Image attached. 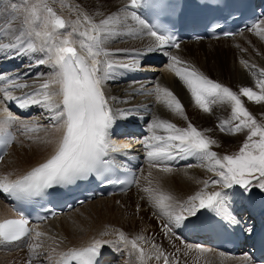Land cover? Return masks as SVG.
<instances>
[{
    "label": "snow or ice",
    "instance_id": "snow-or-ice-1",
    "mask_svg": "<svg viewBox=\"0 0 264 264\" xmlns=\"http://www.w3.org/2000/svg\"><path fill=\"white\" fill-rule=\"evenodd\" d=\"M142 3L143 0H129L123 9V15L120 12L113 13L100 19L98 23L92 16L83 13L76 20H65L50 6L49 0H21L20 5H10L14 19H22V27L12 40L0 42V51L42 53L37 63L47 64L52 71L44 78H41L42 74L38 75L31 84L0 74V104L15 102L21 109L31 106L44 108L51 113L49 119L53 122V129L60 135L54 141L53 152L43 162L18 179L9 180L7 176L0 179V192L16 198L40 195L60 185L72 184L90 176H103L114 163L110 157L130 147L127 143L116 144L111 136L118 115L126 117L131 110L123 112L114 109L106 96L104 85L117 68L133 70L136 62L133 60L129 64L110 59L112 54L105 50V42L120 35L119 29L127 26L131 19L140 26L141 32L146 31L152 38L148 51L169 44L177 49L180 47L171 35L162 33L156 25L149 24L135 11H127L128 8H139ZM252 28L257 35L264 34V20L254 23ZM128 34H131V29ZM170 60L172 63L168 64L169 71L179 78L199 109L210 113L213 106H230V118L221 121L218 125L220 131L235 134L247 130L246 139L236 154L220 156L211 150L217 141L191 122L186 127H180L167 119L154 116L148 124L147 131L150 135L142 143L151 167L160 168L165 162L177 158L194 157L207 171L216 173L218 177L202 181L204 187L183 202L175 201L166 192L143 189L159 215L165 219L162 225L165 235L174 236L175 227H179L189 217L196 216L201 210L225 213L226 194L220 190L208 191L209 186H219L221 189L239 186L245 192H250L255 187L264 191V121L252 114L243 99L247 98L248 102L258 106L264 105V69H260V78L255 81V87L259 91H254L251 86H241L237 92L210 79L176 55L170 56ZM242 63L247 65V62ZM252 75L256 76V72L253 71ZM14 91L21 94L14 95ZM148 94L154 95L157 103L187 120L184 105L168 87H161L157 83ZM0 113L3 114L0 118V132L3 133L0 142L6 145L16 139L14 135L7 133L10 125L20 124L25 133L42 129L37 123L24 124L7 106L0 109ZM161 170L171 172L172 168L164 166ZM105 179L109 183L135 182ZM224 218L235 222L230 214H226ZM33 231L37 240L44 235L29 227V221L23 213H18L17 218L0 221V241L5 243L22 240ZM247 231L252 230L249 228ZM118 235L117 243L122 242L128 248L130 256L135 255L137 264H147L150 259L163 260V264H179L178 258L170 259L155 244L152 245V253L146 252L141 246L145 242L144 236L129 239L123 232ZM105 243L110 242L94 240L86 247L73 248L61 254L58 264H70L71 261L76 264H95L94 258L99 255L100 248ZM29 247L35 252L41 245L30 244ZM187 248L190 249L191 246ZM196 248L200 252L205 251L198 245ZM247 264H251L250 259Z\"/></svg>",
    "mask_w": 264,
    "mask_h": 264
},
{
    "label": "bare ground",
    "instance_id": "bare-ground-1",
    "mask_svg": "<svg viewBox=\"0 0 264 264\" xmlns=\"http://www.w3.org/2000/svg\"><path fill=\"white\" fill-rule=\"evenodd\" d=\"M128 2L129 0H55V2L49 0L50 6L65 20H76L78 15L83 13L92 16L97 23L100 19L107 18L108 15L113 13L120 12L123 15V9ZM4 5L5 2L0 1V34H3L0 36V42L7 43L18 34V30L22 27V19H14V13H11L12 11L10 12V10L3 11L6 8H4ZM127 11L136 12V8H128ZM261 20H264V16L259 21ZM6 21H11V23L8 24ZM129 29H131V34H128ZM119 30L121 32L120 35L112 37L105 42V50L112 54L110 59L129 64L133 60L135 62L141 61L144 62V69L151 71L156 66H148L149 64H146L147 62L142 56L149 54L157 56L176 55L186 64L195 67L210 79L222 83L234 91L238 92L241 86H251L254 91H259L253 81L260 78L259 71L264 69V34L255 37H244L239 41V36L251 30L253 31V28L246 29L231 39L178 43L180 45L178 49H168L167 45H164L152 51H148L152 38L147 35L146 31L141 32L140 26L135 21L129 19L127 26H122ZM116 40L118 42L110 43ZM231 41H235V43L232 45L230 44ZM217 42L227 43L221 45ZM118 49H126L127 51L121 52L117 51ZM42 55L39 52L17 54L12 50L0 51L1 74L9 78H18L20 82L29 84L33 83L38 75L42 74L41 78L47 77L52 69L47 64L40 65L37 63ZM242 62H247V65ZM170 63H172L171 60L162 65V68H158L157 72L147 73L146 75L143 74L144 72L139 74L136 71H132L130 74L136 75L138 81L129 79L130 70L128 69L117 68L112 73V78L108 79L104 85L110 105L114 109H119L123 112L131 110L126 117L118 115L122 123L124 125L129 124L131 128L141 127L147 129L153 117L158 116L176 123L180 127H186L187 123L191 122L209 137L216 138L221 143L225 142L227 143L226 145L245 141V139H240L242 137L241 132L233 134L229 131H220L218 127L222 120L230 118V106H213L212 112H203L195 105L191 99V94L179 78L175 76L174 72L169 71L168 64ZM135 65L138 64L135 63ZM161 69H164L162 73ZM253 71L256 72V76L252 75ZM157 83L161 87H168L177 95L184 105L187 120L175 115L163 105L157 103L154 95L148 94ZM19 93V91H14L13 94L17 95ZM113 97L115 99H112ZM7 104L15 106L23 113L26 110H33L36 115L30 118L22 117L26 119L19 120L24 124L37 123L42 126L39 131L28 133H25L20 124H13L7 128L14 130L17 135L9 154L0 163V179L7 176L9 180H15L50 156L55 147L54 141L59 137L60 133L54 131L53 122L49 119L51 113L45 111L44 108L35 106L21 109L14 102ZM245 105L255 117L264 121V105L258 106L248 101H245ZM5 106L7 105L0 104V109ZM12 106L9 107L8 105L7 107L12 109L10 110L12 113L16 114L17 112ZM38 112H40V115H38V119H35L34 117L37 116ZM2 115L0 113V118H2ZM19 115L17 114L16 117L21 118ZM132 141H136V144L140 140L134 138ZM19 145L20 147L15 151V147ZM130 147L133 150L136 148L134 145H130ZM211 150L216 152L213 147ZM217 153L220 154L219 152ZM7 160L10 162L8 165L5 163ZM164 166L171 167L172 171H162L161 169ZM141 171L143 172L142 177L139 175ZM175 177L177 178L176 181H174ZM211 179H217V177L212 172L207 171L197 158H177L165 162L160 168H154L150 166L146 152H144L143 165L137 169V176L130 190L121 195H113L111 199L96 200L99 202L113 200L112 204L120 201L119 212H113L114 205L112 207L105 206L103 209L90 208L88 213H81V217L76 221L61 223L62 219L84 207L91 206L92 202L81 205L69 213L34 227L36 231L44 233L37 240L35 231H33V237L28 241L29 245L37 243L41 245L34 252V255L39 257L30 260L32 255L28 251L20 253L21 249L0 248L1 264H15L13 258L18 259V256L21 257V255L25 264H29V261H31V264H56L57 261H60L62 253H66L73 248L86 247L94 240L109 241L110 243L103 245L106 250L112 253L117 263L137 264L135 255L130 256L128 248L122 242L117 243L119 232H123L129 239L144 236L145 242H142L141 246L146 252L152 253V245L155 244L163 251L165 250L164 253H167L168 256L171 255L170 259H174L172 258L173 253L178 252L181 260L184 261L186 259L190 261V264H247V261L249 259L251 261V258L246 253L243 252L236 256H224L208 248L204 243L196 242L189 235L194 233L196 224L204 223L208 218L215 216L228 223L230 220L224 218L226 214H230V217L233 218L234 213L244 208L247 209L248 215L254 216V218H251L252 222L260 220L261 216L264 215V191L255 187L250 192H245L239 186L224 189L219 186L215 188L209 186L208 191L220 190L226 194L224 201L225 213L217 214L213 210H201L196 216L189 217L179 227H175L174 236L165 235L162 229L165 219L159 215L158 210L148 198V194L143 191L144 188H151L156 192H166L172 195L175 201L183 202L204 187L202 181ZM138 185L139 192H137V197H125ZM3 197L0 194V220L10 216L9 208ZM106 214L107 217H102ZM142 224L146 225V230L143 229ZM238 224L243 225L240 219ZM197 245L205 251L200 252L197 250ZM187 246H191V248L188 249ZM177 249L180 251H177ZM185 251H187V255H185ZM23 254L26 257V261ZM175 258H179V256ZM147 264H163V260L150 259L147 260ZM251 264L253 263L251 262Z\"/></svg>",
    "mask_w": 264,
    "mask_h": 264
},
{
    "label": "rangeland",
    "instance_id": "rangeland-1",
    "mask_svg": "<svg viewBox=\"0 0 264 264\" xmlns=\"http://www.w3.org/2000/svg\"><path fill=\"white\" fill-rule=\"evenodd\" d=\"M0 1H4L5 2V5H4V8L6 9H4L3 11H7V10H10V12L12 11V9H11V7H10V5H12V4H18V5H20L21 4V0H0ZM3 6V5H2ZM11 13H13V11L11 12ZM6 23H8V24H10L11 23V21H6ZM255 36H258L257 35V33H256V30L254 29L253 31L251 30V31H249V32H247L246 34H243V35H241V36H239V41L241 40V38L243 39L244 37H255ZM116 42H118L117 40L116 41H112V42H110L111 44H113V43H116ZM217 43H220V42H217ZM227 42H221L220 44L221 45H225ZM229 43V42H228ZM235 43V41H231L230 42V44H234ZM219 44V45H220ZM163 66H160V67H156V68H162ZM163 70L164 69H161V73L163 72ZM165 71H168V70H165ZM253 83L255 84V81H253ZM245 101H247V98H243ZM258 120H261L260 118H258V117H256ZM261 121H263V120H261ZM37 122V121H36ZM241 135H242V137H240V139H246V136H247V130H245L244 132H241L240 133ZM210 138H212V139H214L213 137H210ZM144 139V138H143ZM214 140H216L217 141V144L216 145H212V147L216 150V152H219L220 154H218V155H220V156H223V155H233V154H236L238 151H239V148L242 146V144H243V142H237V143H234V144H230V145H226L227 143H225V142H223V143H221V142H219V140H217L216 138L214 139ZM20 147V145L18 146V147H15V151L18 149ZM5 163L8 165L10 162H9V160H7V161H5ZM213 173V175L214 176H216L217 177V175H216V173H214V172H212ZM139 175H140V177H142V175H143V172L141 171L140 173H139ZM218 178V177H217ZM140 180V179H139ZM177 180V178L175 177L174 178V181H176ZM138 187H139V185L138 186H136L135 187V189H133V191H131L127 196H125V197H131V198H135V197H137V192H139V189H138ZM132 190V189H131ZM120 199V198H119ZM106 201H108V202H106ZM112 201L113 200H104V201H93L92 203H91V206H87V207H84V208H82L81 210H79V211H77V212H74L73 214H71L70 216H67V218H64V219H62V221H61V223H65V222H74V221H76L79 217H81V213H88L89 212V209L90 208H93V209H100V208H104L105 206H109V207H112L113 205H114V213H117V212H119V209H118V207L120 206V201H117V202H115V204H112ZM102 217H107V214L106 215H103ZM143 226L142 227H144L143 229L144 230H146L147 228H146V225L145 224H142ZM146 228V229H145ZM81 236H83V234H81ZM158 238V237H157ZM156 238V239H157ZM183 243H186V242H183ZM186 244H188V243H186ZM172 250V249H171ZM166 251H167V248H166ZM22 251H20V253H21ZM164 252H165V250H164ZM29 253V252H28ZM167 254V253H166ZM175 254V255H174ZM5 255V254H4ZM24 255V254H23ZM244 255V254H243ZM171 256V255H170ZM169 256V257H170ZM179 256V264H190L189 262L190 261H188V260H181V258H180V255H179V253L178 252H174L173 253V256H172V258H174L175 259V257H178ZM24 259H25V261H26V257H25V255H24ZM13 261L15 262V264H25L24 263V261H23V258H22V255H21V257H19L18 256V259H16L15 257L13 258ZM0 264H1V259H0ZM116 264H118V263H116ZM119 264H123L122 262H119Z\"/></svg>",
    "mask_w": 264,
    "mask_h": 264
}]
</instances>
